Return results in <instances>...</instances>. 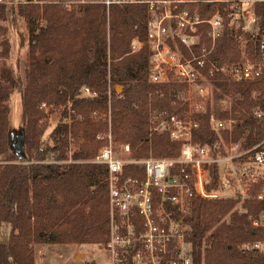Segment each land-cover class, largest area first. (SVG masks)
<instances>
[{"label": "trees", "instance_id": "16d2710c", "mask_svg": "<svg viewBox=\"0 0 264 264\" xmlns=\"http://www.w3.org/2000/svg\"><path fill=\"white\" fill-rule=\"evenodd\" d=\"M44 1L43 5L0 3V264H36L38 243L108 241L107 165L58 160L67 158L69 127L72 137L86 140L74 151V159L94 157L107 144V138H97V134L107 132L109 123L95 121L93 111L107 112L110 95L114 143H129L135 158L177 156L181 148V142L172 141L167 132L150 134L154 112L166 109L184 116L187 107L181 95L183 83L149 79L147 5L113 4L108 11L102 4L69 9L63 0ZM211 4L225 5L197 0L193 6L209 17ZM255 11L264 29V1L255 3ZM19 19L25 23L26 36ZM243 22L237 27L226 24L212 53L227 68L207 73L216 103L209 104L205 113L195 114L200 126L194 130V140L201 144L232 139L249 148L264 138V119L255 114L256 109L264 110V72L251 79H234L229 71L242 60L244 51L252 59L259 56L255 42L249 41L244 48L238 38ZM14 27L21 46L26 40L29 44L24 74L5 61ZM137 37L144 44L131 52ZM203 41H208L206 33ZM118 84L124 86L121 93ZM84 86L98 95L83 96ZM14 91L22 97V152L11 120L9 100ZM226 98L232 104L223 109L217 104ZM42 100L70 102L78 109L72 113L71 125L60 122L48 133L53 146L44 140L43 112L38 107ZM213 109L219 117H234L232 131L212 129L209 114ZM67 116L65 109L63 117ZM52 153L57 162L46 161ZM225 165L211 164L210 190L220 185ZM124 176L143 178L144 171L131 163L125 166ZM262 186L261 181L252 182L245 198H239L238 192L230 197H195L192 211L184 219L195 264H264V225L254 223L264 214V200L257 196ZM2 227L8 230L3 232ZM256 243L262 246L255 247Z\"/></svg>", "mask_w": 264, "mask_h": 264}, {"label": "built area", "instance_id": "2783aa9c", "mask_svg": "<svg viewBox=\"0 0 264 264\" xmlns=\"http://www.w3.org/2000/svg\"><path fill=\"white\" fill-rule=\"evenodd\" d=\"M63 1L69 9L80 4H102L108 11L113 4H146L149 79L185 85L181 95L187 107L186 114L181 116L162 109L152 114L150 124V134L167 132L172 141L181 142L177 156L151 154L135 158L129 143L117 151L111 129V109L108 113L93 111L96 121L109 123L107 132L97 134V138H107V144L89 159L90 162L107 165L108 169L109 239L103 243L109 256L108 264H195L194 248L184 224L195 197H230V190L235 189L238 177L242 184L247 183V187L254 181H261L263 186L257 196L264 200V138L249 148H242L240 141L232 139H219L214 145L194 140V130L200 126L195 114L205 113L214 100V86L207 73L227 68L220 66L212 57L226 24L237 27L241 20L244 21L238 38L244 48L249 41L255 42L259 51L256 59L244 51L242 60L230 67L231 76L234 79H251L264 72V29H261L260 17L255 11V3L264 0H205L225 3L223 7L211 4L209 8L213 11L209 17H204L199 8L193 6L197 0ZM4 2L43 1L0 0V3ZM205 33L207 42L203 41ZM143 44V40L135 38L131 52L138 51ZM82 92L90 97L98 95L89 86H84ZM224 101L222 99L217 105L223 109L230 108L232 102L225 106ZM255 114L264 119V110L256 109ZM209 121L218 133L230 132L235 125L234 117H219L214 109L209 114ZM71 137L69 127V139ZM223 162L226 165L220 185L210 190L207 186L211 181L210 166ZM131 163L142 166L143 178L124 176L125 166ZM237 165L240 173H236ZM254 223L264 225V216L255 218ZM261 246L260 243L255 244V247Z\"/></svg>", "mask_w": 264, "mask_h": 264}, {"label": "rangeland", "instance_id": "374dc122", "mask_svg": "<svg viewBox=\"0 0 264 264\" xmlns=\"http://www.w3.org/2000/svg\"><path fill=\"white\" fill-rule=\"evenodd\" d=\"M40 4L43 5L45 3L44 0H42ZM5 3V2H4ZM8 5H18V4H25V3H16V2H10L7 3ZM75 7V6H74ZM20 20V27L22 28V31L24 35H27V31L25 29V23L22 19ZM43 22V21H41ZM12 34H11V49H10V54L9 57L5 59L6 63L14 67L15 69H18L22 74L25 73V68H26V62H27V55L29 51V44L28 41L24 40V45L21 46V41H20V35L19 32L16 30V28H12ZM83 90V89H82ZM120 93L124 90V86L119 89ZM83 96L85 94L81 92ZM111 100V95L109 97ZM43 102L46 103V105H43ZM232 102L231 98H226L224 101L225 106L230 105ZM216 102L213 100V105H215ZM9 104L11 106V120H12V127L14 130V133L16 134V145L18 150H21V128H22V97L21 93L18 91H14L11 95V98L9 100ZM42 112L43 116L40 119V123L42 127H44L45 132H44V140L50 143V145H54L55 142L51 137H49L48 133L53 130L58 123L60 122H66L68 125H71L72 121V113H77L78 109L75 106H72L70 102L67 104H57V103H50L47 100H42L39 103L38 106ZM73 108H76V112H73ZM68 111V116L63 117L64 115V110ZM109 109H111V102L109 103ZM99 111V110H97ZM101 112V111H100ZM109 111H107L108 113ZM94 118V114H93ZM95 120V119H94ZM69 121V122H68ZM96 121V120H95ZM101 122V121H98ZM104 122V121H102ZM86 140L83 137L79 138H74L71 137L69 139V143L66 147L67 151V158L58 160V162H63V163H69V162H74V161H82V162H87L89 159L93 158H83V159H74L73 158V153L74 151L78 150L80 146L85 142ZM25 147L23 146V149ZM115 148L117 151L122 150V144L120 143H115ZM70 149L72 151H70ZM48 162H57L55 158V154H49L47 157ZM7 162V161H5ZM2 163V162H0ZM232 168H234V165H231ZM237 185L235 189H231L230 192L232 194H236V192L241 193V197L245 198L249 195L248 188L246 184H242L241 181H239L237 177ZM229 197V196H228ZM88 209V208H87ZM264 214L262 215V217ZM3 232H5L7 227H2L1 229ZM48 244V249L46 251L47 254V259L45 261V264H108L109 261V256L108 252L105 249L103 243H46ZM264 244V243H263ZM38 244L35 245V250L36 248L38 249ZM42 262L40 261L39 264Z\"/></svg>", "mask_w": 264, "mask_h": 264}, {"label": "crops", "instance_id": "0c3cea01", "mask_svg": "<svg viewBox=\"0 0 264 264\" xmlns=\"http://www.w3.org/2000/svg\"><path fill=\"white\" fill-rule=\"evenodd\" d=\"M38 249L36 248V264H39L41 261V264H45V261L47 259L46 251L48 249V244L46 243H38Z\"/></svg>", "mask_w": 264, "mask_h": 264}, {"label": "water", "instance_id": "95a60500", "mask_svg": "<svg viewBox=\"0 0 264 264\" xmlns=\"http://www.w3.org/2000/svg\"><path fill=\"white\" fill-rule=\"evenodd\" d=\"M121 87H122V85H120V84L117 85V92H118V93H120V90H119V89H120ZM22 149H23V146H22V144H21V150H20V152H22ZM238 197H239V198L241 197V193H239Z\"/></svg>", "mask_w": 264, "mask_h": 264}]
</instances>
